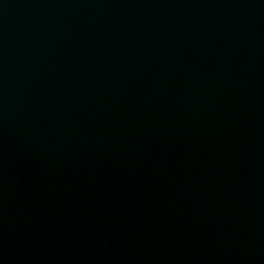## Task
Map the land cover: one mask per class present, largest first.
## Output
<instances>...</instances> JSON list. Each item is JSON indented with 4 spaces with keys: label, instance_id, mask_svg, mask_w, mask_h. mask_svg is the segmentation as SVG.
<instances>
[{
    "label": "water",
    "instance_id": "obj_1",
    "mask_svg": "<svg viewBox=\"0 0 264 264\" xmlns=\"http://www.w3.org/2000/svg\"><path fill=\"white\" fill-rule=\"evenodd\" d=\"M0 264H264V0H0Z\"/></svg>",
    "mask_w": 264,
    "mask_h": 264
}]
</instances>
